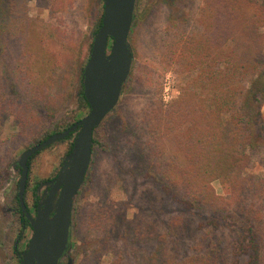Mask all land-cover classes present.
<instances>
[{"label": "rangeland", "instance_id": "1", "mask_svg": "<svg viewBox=\"0 0 264 264\" xmlns=\"http://www.w3.org/2000/svg\"><path fill=\"white\" fill-rule=\"evenodd\" d=\"M253 1L264 4V0ZM6 5L0 0V10ZM205 7V0H144L136 11L129 36L135 53L132 71L118 106L102 128V145L93 155L87 180L76 200L72 250L65 264H149L158 249L157 233H169V195L144 156L155 144L149 132L151 116L169 109L196 75L182 74L173 56H169V39L174 33L169 32V19H174L188 35L204 33L201 20L208 19ZM102 12V0H25V13L32 20L28 35L33 45L50 52L49 70L32 91L34 97L29 106L13 97L18 90L9 88L4 81L6 76H0V97H7L2 106L0 135V264H18L12 250L20 231L8 212L15 205L21 179L15 165L38 139L58 126L74 123L81 68L93 43V27ZM44 24L49 26L48 31L43 30ZM8 61L5 66L9 70L14 63L20 65L17 58ZM256 133L259 148L252 152L247 176H252L264 192V119L258 121ZM70 141L58 142L34 159L28 181L31 186L59 171ZM132 148L135 152L131 156ZM141 151L143 160L137 156ZM213 186L219 196L230 198L220 181ZM97 211H108L107 217L96 222L100 219L96 218ZM246 225L242 223V227ZM255 228L258 229L256 221ZM206 230L186 234L183 239L179 236L176 245L169 243V256L177 255L180 260L172 259L173 264H184L197 255ZM216 233L223 242L220 255L228 257V264H256L250 236L241 238L243 247L238 255V248H231L234 235L227 231L224 237ZM30 237V230L25 231L20 251ZM216 238L212 237L207 247L214 245Z\"/></svg>", "mask_w": 264, "mask_h": 264}, {"label": "trees", "instance_id": "2", "mask_svg": "<svg viewBox=\"0 0 264 264\" xmlns=\"http://www.w3.org/2000/svg\"><path fill=\"white\" fill-rule=\"evenodd\" d=\"M143 1L137 0L136 11ZM3 4L7 5L0 10V76H6L4 81L9 88L18 90L13 97L29 106L34 97L32 91L49 70L50 52L32 44V37L28 35L32 20L25 13V0H3ZM205 5L204 13L208 19L201 20L204 33L188 35L183 28L177 27L174 19H169V32L174 30L169 39V56H173L182 74L196 75L189 87L186 85L172 101L169 109L156 111L151 116L149 132L155 144L144 157L169 195L170 218L169 233H157L158 249L149 264L180 261L177 255L174 258L169 256V243L176 245L179 236L183 239L186 234H198L202 228L207 230L196 249L197 255L184 264H228V257L220 255L223 242L216 233L224 237V231L234 235L231 248L236 246L238 255L243 247L241 238L250 236L256 264H264V192L252 176H247L252 152L259 148L256 125L264 119V4L253 0H205ZM102 21L103 12L93 27L94 36ZM42 28L49 30L45 24ZM92 45L81 68L76 93L79 106L74 112V123L63 128L58 126L48 136L38 139L37 144L68 129L88 114L90 105L82 80ZM132 53L134 56V51ZM15 58L20 65L14 63L12 70L6 68L8 59ZM0 98L1 135L2 106L7 97ZM109 116L95 131L93 155L102 145V128ZM74 137L71 134L60 141L71 140L64 158L73 149ZM132 150L131 156L135 152ZM42 152L29 160V176L34 159ZM142 155L141 151L137 156L143 160ZM15 168L21 175L18 163ZM216 181L222 183L230 198L216 193L213 186ZM36 198V186L28 183L25 203L29 212L36 209ZM76 205L74 211L78 208ZM13 209V219L17 221L21 234L23 227L29 228L30 223L22 214L18 188ZM107 214L108 211H97L96 218L100 219L96 222L102 221ZM243 222L247 224L245 227H242ZM214 236L217 242L207 247V242ZM14 247L13 257L20 264Z\"/></svg>", "mask_w": 264, "mask_h": 264}, {"label": "water", "instance_id": "3", "mask_svg": "<svg viewBox=\"0 0 264 264\" xmlns=\"http://www.w3.org/2000/svg\"><path fill=\"white\" fill-rule=\"evenodd\" d=\"M103 21L94 36L90 58L83 72L84 94L90 105L86 116L68 129L54 133L44 142L22 153L18 161L21 179L18 198L22 214L32 233L21 264H61L70 247L73 212L93 159L96 129L116 109L132 71L134 56L129 43L137 0H102ZM74 134L73 149L63 161L46 200L36 215L29 212L25 193L29 179V160L50 146Z\"/></svg>", "mask_w": 264, "mask_h": 264}, {"label": "flooded vegetation", "instance_id": "4", "mask_svg": "<svg viewBox=\"0 0 264 264\" xmlns=\"http://www.w3.org/2000/svg\"><path fill=\"white\" fill-rule=\"evenodd\" d=\"M61 166H60V169H61ZM60 169H59V171H60ZM59 171L52 178H49V179H46V180H43V181H40V182L36 183L35 186H36V197L37 198H36V200H34V202L37 204V207H38V205H39V203L41 201L46 200L47 197L49 196L50 190L52 188V185H51L50 182L57 177ZM28 181H29V179H28ZM37 207H36V209L31 211L30 213L33 214V215H36ZM8 212L11 213V215H13L14 209H8ZM27 230H30V232L32 233L31 225H30L29 228H27L26 226L23 227V233L19 234V236H18V238H17V240H16V242L14 244V246H15L14 247L15 256L19 259L20 264L22 263V258L20 257V254H22L26 250V247H27L28 243L30 242V239H29L27 241V243H26V247L24 248V250L23 251L19 250V244L23 240L22 237L24 236L25 231H27ZM71 250H72V247L70 246L69 247V251L66 253V255L63 258V260L61 261V264H65L66 260L69 257V253H70Z\"/></svg>", "mask_w": 264, "mask_h": 264}]
</instances>
